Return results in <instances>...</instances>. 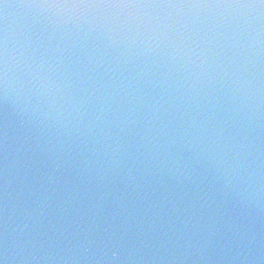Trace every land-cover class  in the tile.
Listing matches in <instances>:
<instances>
[{
    "label": "clouds",
    "instance_id": "obj_1",
    "mask_svg": "<svg viewBox=\"0 0 264 264\" xmlns=\"http://www.w3.org/2000/svg\"><path fill=\"white\" fill-rule=\"evenodd\" d=\"M0 264H264V0H0Z\"/></svg>",
    "mask_w": 264,
    "mask_h": 264
}]
</instances>
